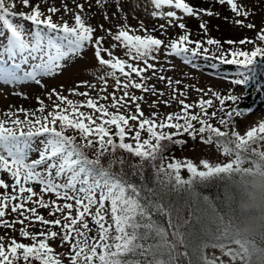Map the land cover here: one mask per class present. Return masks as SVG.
Instances as JSON below:
<instances>
[{
  "label": "snow or ice",
  "instance_id": "snow-or-ice-1",
  "mask_svg": "<svg viewBox=\"0 0 264 264\" xmlns=\"http://www.w3.org/2000/svg\"><path fill=\"white\" fill-rule=\"evenodd\" d=\"M108 2L96 0V5L103 8ZM125 2L115 0L116 12L112 16L124 23L113 31L103 24H90L83 3H75L74 10L61 0L62 8L50 5L42 10L39 2L33 5L31 0H21L30 11L16 12V0H0V82L32 81L42 86L44 77L62 72L66 61L81 58L89 46L94 49L98 64L109 69L97 77L104 86L95 97L89 91L77 90L82 86L96 90L95 84L84 81L69 90L70 95L85 97L84 100L70 99L52 89L48 99L55 96L58 103L53 104L51 111H46L44 101L37 97L36 110L20 107L4 113L8 119H0V173H6L12 181L9 184L0 178V227L15 230L19 224V235L32 241L24 243L11 238L5 244V237L0 236V264H64L61 254L49 244L56 239L61 240V247L69 245L68 264H194V254L195 264H251L253 253L264 249H257L254 240L235 230L231 205L226 213H217L211 222L214 229L201 225L197 231L201 217L189 206L185 218V205L171 199V195L192 191L212 179L235 177L234 186L245 176L264 174V122L241 134L235 120L252 111L239 106L242 96L233 94L232 89L222 94L211 88H195L201 95L188 103L184 89L189 86L158 74L172 68L157 65L162 50L165 57L180 58L192 67H197V58L215 60L221 66H235L231 78H222L233 86H244L243 96L249 94L247 88L251 85L260 92L264 89L259 80L264 76V27L257 31L255 39L222 42L209 35L208 22L201 19L203 15L219 18L220 13L211 6H191L186 0H150L154 9L150 16L166 23L148 28L139 20L138 26L133 27L127 23ZM212 2L226 5L233 14L225 16V21L256 29L248 20L252 10L238 0ZM165 8L169 10L164 11ZM61 10L72 13L73 23L62 16L58 21L53 19ZM185 17L200 20L201 38H191V29L183 22ZM104 19H110L107 12ZM27 25H31L30 32ZM172 27L180 29L175 38L161 39L153 34L159 31L161 36H167ZM97 29L104 35H96ZM141 32L143 35L138 34ZM109 38L112 43L105 47ZM225 44L230 47L225 48ZM248 44L253 45L250 50L243 47ZM118 48L126 58L115 55ZM216 66L212 64L213 68ZM149 71L151 75H147ZM109 78L115 84L113 91L105 95ZM154 78L166 82L168 98L155 84L148 83ZM130 89L142 94L137 96ZM118 92L122 95L118 96ZM209 93L211 96L205 99ZM144 94L157 97L149 105L157 111L150 115L142 110V103H147ZM109 98L110 103L101 102ZM172 102L180 105L178 112H159L160 104L170 107ZM214 119L219 126L211 122ZM185 134L193 140L199 136L202 143L215 144L223 154L234 158L223 164L201 160L200 170L190 159L166 155L172 145L187 143L179 138ZM118 151L138 158V162L130 163L125 156L117 155ZM245 163L250 166L245 167ZM146 167L152 169L151 186L145 177ZM126 169H131V176L140 182L131 179ZM184 169L188 178L181 175ZM40 209L48 210V217L53 218H46ZM10 214H17V218L5 219ZM37 222L42 225L40 231L30 232L29 226ZM57 228L59 231L54 230ZM209 247L219 249L221 255L209 256ZM225 256L228 261L223 259Z\"/></svg>",
  "mask_w": 264,
  "mask_h": 264
},
{
  "label": "rangeland",
  "instance_id": "rangeland-1",
  "mask_svg": "<svg viewBox=\"0 0 264 264\" xmlns=\"http://www.w3.org/2000/svg\"><path fill=\"white\" fill-rule=\"evenodd\" d=\"M41 3L42 10H46V8L50 5H55L56 7H61V0H48L47 3L44 0H31V3L35 5L36 3ZM65 3L68 4L70 8L75 10V3H83L85 5L86 13L89 17L88 22L93 26H98L100 24L104 25V28H112L115 31V26L121 23H124V20L119 19L117 17H113L112 14L116 12L115 0H109V2L105 5V7L101 8L96 5V0H64ZM191 6L199 7V8H209L210 6L213 8V11L219 12L220 17L216 16L208 17L203 15L201 17L202 20L208 22L209 35L220 41L225 40H240L242 38L248 37L255 39L257 35V31L264 27V0H238L239 3L243 4L246 8L252 10V15L249 16L248 20L253 22L256 25V29L249 30L246 27H240L235 25L234 23H230L224 20L225 16L233 17V14L230 12L228 7L221 6L212 2V0H186ZM17 7L14 9L16 12L30 11L29 8H24L21 0H16ZM91 5V7H89ZM123 7L125 13H127V23L132 25L133 27L138 26L139 20H143L145 25L148 28H152L153 26H158L159 24L166 23L165 20L159 18H152L150 16V12L153 11V7L150 4V0H127V2L123 3ZM169 9L165 8L164 11ZM107 12L110 19L105 20L104 14ZM122 15V14H118ZM178 15H182V13L178 12ZM63 17L64 20H67L69 23H73L72 13L64 14L63 10L60 13L54 15V20H59L60 17ZM136 17V18H133ZM241 19H243L241 17ZM184 23L191 29L193 35L192 39L201 38V31L199 29L200 20L195 17H185ZM246 23L248 21H245ZM29 25H27L28 27ZM218 26V30H217ZM143 35V33H138ZM157 37L161 39L175 38L180 34V29L172 27L167 31V36H161L159 31L153 33ZM96 35H104L99 29H97ZM205 39L207 37H204ZM2 42V41H0ZM112 41L107 39L105 41V47H108ZM257 44L261 42L257 41ZM225 48L230 47L225 44ZM248 50H250L253 45L248 44L246 46ZM211 51L214 52V46L211 48ZM115 55L123 57V50L116 49ZM105 58H107L105 54ZM126 58V57H123ZM165 60H171V65L166 64ZM66 67L57 75L44 77L42 80V86L37 85L32 81H18L15 84H6L4 82H0V119H8L4 115V113L11 111H16L17 108L23 107L28 110H36L39 107L37 102V97L44 101L46 107V111H51L54 103H58L55 96H52L51 99H48L49 93L52 89H56L58 92H61L62 95L68 96L70 99L80 101L84 100L85 97L70 95L69 90L75 88L81 82L87 81L96 85V90H91L86 87H79L77 90L80 92L89 91L90 95L95 97L99 89L102 88L103 82L98 80L97 77L105 74L109 71L107 67L101 66L98 64V61L94 55V49L92 47H87L83 53L81 58H77L74 62L66 61ZM194 63L197 67H192L191 65H185L180 58L177 57H165L163 55V50L160 55V64L157 65L159 68L161 65L165 69L169 67L172 68L171 71H165L163 74L165 76H171L174 80L179 79L183 81V85H188L186 89L188 95V103H193L197 101L201 95V93L196 92L195 88H203L205 90L211 88L213 90L219 91L222 94H227L229 89L233 90V94L242 96L243 99L240 102L241 108L250 107L252 111L250 113L245 114L243 117L237 118L235 120L236 128L241 133H246L251 127L258 126L260 122H264V89H261L260 92L256 91V86L251 85L247 88L248 95L243 96L246 89L244 86H233L230 82L222 77H232L233 72L235 71V66H221L215 60H204L203 58H197L194 60ZM212 64H216V68L212 67ZM147 75H151V71L147 73ZM261 83H264L263 77H259ZM149 84H155L156 87L166 93L164 98H168L170 95V90L166 87V82H161L158 79H152L148 81ZM115 81L111 78L108 79V87L107 93H111L113 91V86ZM183 85L178 87H183ZM132 93L139 96L142 93L139 90L130 89ZM17 93H23V95H18ZM117 95H122V93H117ZM146 96L147 103H142V110L146 115H150L151 112L157 111L155 108L149 107L154 99L157 97L152 96L150 94H144ZM209 96L204 97L205 99L209 98ZM27 97V98H25ZM104 103H110L111 100L109 98L108 101H101ZM218 105V102H215ZM230 106L231 102H227ZM85 111H89L87 109H83ZM112 110V109H110ZM132 110L134 111V105L132 106ZM180 110V105L177 102H172L170 107H165L163 104L159 105V112L161 114H167L170 112H178ZM214 109H209V112ZM123 111V110H122ZM20 118L23 119V114H20ZM71 134V133H70ZM142 136L147 138V134L143 133ZM187 143L182 145V147L177 150L176 158L183 160L184 158L192 160L198 168H202L200 165L201 160H208L212 164L216 163H227L233 156H227L223 154L222 149H218L215 144L207 145L200 141V137L197 136V139H189L186 140ZM264 146V145H263ZM35 158V153L33 157ZM0 178H3L7 183L11 184L12 181L10 177L6 173H0ZM37 191H39V186H34ZM3 189H0L2 192ZM11 192V189H9ZM48 197H46L47 199ZM31 207V205H28ZM42 214L46 216V218L52 219L53 217H48V210L40 209ZM10 212V209H9ZM17 214L6 215L5 219L9 221L16 219ZM28 223V222H26ZM91 226V225H90ZM21 225H15V230L0 227V236L5 237V244L11 239L15 238L17 241H21L24 243H31V240L24 239L19 235V228ZM42 225L40 223H35L34 225L29 226V231L36 233L39 232ZM94 227V226H93ZM59 231V229H54ZM95 233H90V235H94ZM49 244L55 249V252L61 254V259L64 261V264H68L67 254L69 252V245L65 244L61 247V240L56 239L54 241H49ZM232 247H238L235 244L231 245ZM206 252L209 256L215 254L216 256H220L221 253L219 249L207 248ZM225 261H228V257H223ZM230 264V262H229ZM239 264V262H237Z\"/></svg>",
  "mask_w": 264,
  "mask_h": 264
},
{
  "label": "trees",
  "instance_id": "trees-1",
  "mask_svg": "<svg viewBox=\"0 0 264 264\" xmlns=\"http://www.w3.org/2000/svg\"><path fill=\"white\" fill-rule=\"evenodd\" d=\"M262 77L264 79V76ZM220 115L221 114L218 113V117ZM211 122L214 124V126H219L215 119ZM179 138L184 140L190 139L187 134ZM181 147L182 146L172 145L170 147L169 153H166V155L174 154L176 156L177 150H179ZM261 150H264L263 145L261 146ZM117 155L125 156L130 163L138 162V158H135L128 153L118 151ZM107 159L108 157H105V163H107ZM244 166L249 167L250 164L245 163ZM200 170L203 169L200 168ZM126 171L129 173L131 179H133L137 183L140 182L138 177L131 176V169H126ZM181 175L183 178H188L189 173L186 169H184L182 170ZM254 176L256 175L245 176L241 181H237L234 186L233 181L235 180V177H233V180H229L227 177H224L222 179H212L211 181L203 185H196L195 189L192 191H181L172 193L171 199L175 200L180 205H185L183 209V215L185 218H187L189 214V206L192 208L193 211L197 212V214L201 217L200 224L196 225L197 231H200L201 225H208L213 227L214 229V226L211 224V222L216 218L218 212L226 213L230 205L234 209L236 223L239 220L240 215L242 214L240 208L238 207V203L241 199L244 198V190L247 187V182ZM145 177L149 185L151 186L154 177L152 169L150 167H146ZM205 196H207L208 199H205ZM193 223H195V221H193ZM249 238L255 241L257 249H264V233L251 235L249 236ZM192 259L195 264V254L192 256ZM20 264H23V261H21ZM33 264H38V262L33 261ZM181 264H186V261H182ZM251 264H264V251H255L251 258Z\"/></svg>",
  "mask_w": 264,
  "mask_h": 264
},
{
  "label": "clouds",
  "instance_id": "clouds-1",
  "mask_svg": "<svg viewBox=\"0 0 264 264\" xmlns=\"http://www.w3.org/2000/svg\"><path fill=\"white\" fill-rule=\"evenodd\" d=\"M238 207L242 214L234 224L235 230L246 236L264 233V174L247 182Z\"/></svg>",
  "mask_w": 264,
  "mask_h": 264
}]
</instances>
